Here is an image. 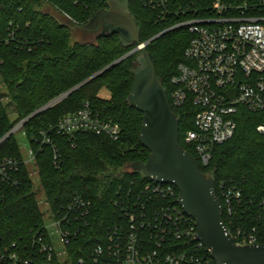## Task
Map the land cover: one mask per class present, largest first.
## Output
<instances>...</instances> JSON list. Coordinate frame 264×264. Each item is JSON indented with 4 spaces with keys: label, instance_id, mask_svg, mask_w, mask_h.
I'll list each match as a JSON object with an SVG mask.
<instances>
[{
    "label": "trees",
    "instance_id": "1",
    "mask_svg": "<svg viewBox=\"0 0 264 264\" xmlns=\"http://www.w3.org/2000/svg\"><path fill=\"white\" fill-rule=\"evenodd\" d=\"M117 1L136 19L143 43L191 17L195 11L204 14L203 8L211 3V0H169L171 13L162 19L157 10L145 5V0ZM106 7V0H0V38L3 37L0 78L16 113L22 118L31 116L23 128L29 145L37 152L39 181L49 208L58 213L77 194L91 202L88 216L77 223L82 233L67 246L68 257L74 264L80 257L91 263L92 247L104 243L109 228L125 218L116 202L133 201L146 183L153 182L142 171L128 167L135 161L145 162L150 154L140 142L143 113L129 102L135 75L146 65L141 50L129 54L138 44L127 43L119 34L100 36L72 30L52 16L56 15L63 22L71 18L79 24H87L97 11ZM181 8L188 12L178 13ZM10 22L16 28L21 45L5 42ZM78 34L95 38L75 40ZM191 37L187 27H176L148 43L146 48L155 59L158 79L179 117L180 143L195 155L194 148L187 145L183 137L194 128L196 110L189 104L175 107L171 99V79L177 74L179 63L185 61ZM102 89H108L111 97L101 96ZM66 92L69 94L65 98L33 115ZM5 96L0 93V163L6 157L22 158L15 135L10 134L3 140L13 127L3 103ZM86 100L102 118L119 124L121 138L113 141L91 131H77L70 140L52 131L54 143L63 157L58 168L53 163V147L45 144L40 149L35 138L64 115L80 109ZM236 121L234 136L216 146L210 164L200 167L214 177L216 184L222 179L239 184L249 197L258 201L264 194V133L259 132L257 126L264 122V112L241 107ZM19 176L20 187L0 180L2 247L12 243L30 246L33 234L44 226L35 181L26 165L21 166ZM176 193L149 203L146 211L152 217L161 205L178 203V189ZM30 264H60V261L55 257L49 263L38 255Z\"/></svg>",
    "mask_w": 264,
    "mask_h": 264
},
{
    "label": "built area",
    "instance_id": "2",
    "mask_svg": "<svg viewBox=\"0 0 264 264\" xmlns=\"http://www.w3.org/2000/svg\"><path fill=\"white\" fill-rule=\"evenodd\" d=\"M144 2L157 10L162 19L171 13L169 0ZM177 12L188 10L181 8ZM202 12L204 14L200 15L195 11L191 17L172 26L187 27L192 37L185 50V61L179 63L178 72L171 79V99L175 107L189 104L196 110L194 128L188 130L183 139L194 148L199 165L207 167L216 146L236 133V115L241 107L251 112H264V0L239 3L211 0ZM0 42L3 43V37ZM5 42L22 44L13 22H10ZM144 45L145 42L138 44V50ZM68 94H61L37 111L49 108ZM257 130L264 133V122ZM52 131L70 140L77 131H91L113 141L122 135L119 124L102 118L89 100L84 101L80 109L64 115L35 138L40 149L45 144L53 147V163L58 168L63 157L54 143ZM36 156L37 152L31 146L27 157H6L0 163V180L12 187H20L21 166L26 165L29 170L31 164H37ZM152 181L142 187L133 201L116 202L125 218L109 228L104 243L92 247L91 263L80 257L76 264H215L210 250L197 239L196 221L179 203V193L178 203L163 204L152 217L149 215L146 211L149 203L177 194L174 185ZM215 192H219L217 197L223 207L226 229L236 243L264 244V194L257 201L249 197L242 186L224 179L215 185ZM90 210L91 202L80 194L58 213L50 209L54 217L51 224L60 234L63 249H56L55 234L45 221L44 226L33 234L30 246L12 243L2 247L0 237V262L30 264L42 255L49 263L57 257L60 264H74L68 257L67 246L82 233L77 223L83 221Z\"/></svg>",
    "mask_w": 264,
    "mask_h": 264
},
{
    "label": "water",
    "instance_id": "3",
    "mask_svg": "<svg viewBox=\"0 0 264 264\" xmlns=\"http://www.w3.org/2000/svg\"><path fill=\"white\" fill-rule=\"evenodd\" d=\"M106 5L87 24H79L71 18L63 22L56 15L52 16L72 30L99 33L100 36L119 34L127 43L141 44L137 21L126 7L117 0H106ZM173 28L154 36L141 49L146 65L135 75L129 102L143 113L140 142L150 154L145 162L135 161L128 167L142 171L154 181L177 187L179 203L195 219L197 239L210 250L215 264H264V244L236 243L224 224L223 207L215 192L214 177L204 173L196 157L180 143L179 117L171 107L167 90L158 79L155 59L146 48L148 43ZM137 50L138 47L129 54Z\"/></svg>",
    "mask_w": 264,
    "mask_h": 264
},
{
    "label": "rangeland",
    "instance_id": "4",
    "mask_svg": "<svg viewBox=\"0 0 264 264\" xmlns=\"http://www.w3.org/2000/svg\"><path fill=\"white\" fill-rule=\"evenodd\" d=\"M95 36L93 35H83V34H78L75 38V40L79 39V40H94ZM0 93H4L6 96L3 99V103L6 106L8 113H9V118H10V122L13 123V127L11 129V134L15 135L16 138L18 139V142L20 144L21 147V153L24 157H27L28 155V150L29 147H31V145H29V139L26 136V134H24V130H22L24 127V124L26 123V121L28 120V117H20L16 111H15V107H14V103L11 102V100L8 98L7 94H8V90L6 88V85L4 82H2L1 78H0ZM100 95L105 97V98H110L111 97V93L108 89H102L100 92ZM44 107V106H43ZM42 108V107H41ZM36 112V111H35ZM24 121V122H23ZM21 125H23L21 127ZM29 171L31 173V177L34 179L35 181V187L37 190V199L40 203V207L43 213V217H44V221L45 224L48 225L49 229L51 231H53V233L55 234L54 236V240H55V246L56 249H63V244H62V240L60 237V234H58L57 232V228H55L51 222L53 221L54 217L49 209V206L46 204V198H45V193L42 189V186L40 184L39 181V174H38V166L37 164L35 165V163L31 164L29 166Z\"/></svg>",
    "mask_w": 264,
    "mask_h": 264
}]
</instances>
